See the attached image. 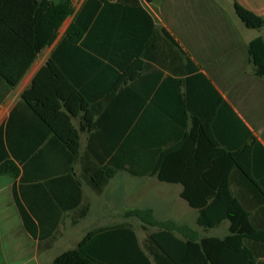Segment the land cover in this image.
Segmentation results:
<instances>
[{"label": "crops", "instance_id": "crops-1", "mask_svg": "<svg viewBox=\"0 0 264 264\" xmlns=\"http://www.w3.org/2000/svg\"><path fill=\"white\" fill-rule=\"evenodd\" d=\"M71 2L74 13L64 21L54 42L37 55L18 85L0 101V148H4L0 160L6 148H47L26 166L23 180L0 175L1 216L11 215L16 230L31 241L28 247L19 246L8 237L5 256L23 263L52 264L58 255L74 249L87 232L119 224H97L67 249L55 241L65 218L77 227L89 217L91 208L84 188L100 194L117 174L97 193L83 171L87 163L78 160L70 164L63 146L52 135L33 147L35 138L45 132L22 102L21 94L51 61L50 72L43 75L41 83L48 90L78 89L85 102L97 108L93 122L100 123L96 129L80 132L81 156L86 148H103V139L113 131L123 138L121 143L139 134L150 140L147 148H177V169L187 183L224 184L226 197L236 203L241 217L237 228L244 236L240 247L248 256L231 258L229 263L264 264V77L255 75L248 52L253 40L264 41V23L260 29L247 28L234 10L237 3L264 19V0L102 3L93 20L116 19L112 81L105 79V58L99 49L60 48L86 0ZM95 39L102 42L104 36ZM72 123L78 128L79 119ZM59 165L63 171L52 175L51 168L54 173ZM39 176L51 178L49 184ZM136 178L156 184L145 181L155 178L177 187V198L187 206L180 204L175 217L166 220L188 226L200 237L222 239L230 233L229 219L212 228L197 224L198 211L181 197V183L160 182L153 176ZM193 192L194 198L202 197L199 191ZM18 202L36 226L35 236L26 228ZM123 222L130 225L143 246L145 239L140 241L127 219ZM55 247L63 251L48 259V252Z\"/></svg>", "mask_w": 264, "mask_h": 264}, {"label": "trees", "instance_id": "trees-1", "mask_svg": "<svg viewBox=\"0 0 264 264\" xmlns=\"http://www.w3.org/2000/svg\"><path fill=\"white\" fill-rule=\"evenodd\" d=\"M102 3L108 4V0H86L82 10L75 14L60 48L91 49L94 52L99 49L98 53L105 58V79L112 81L116 67V19L93 20ZM234 10L247 28L260 29L263 26L262 17L239 4H234ZM73 13L71 0L56 3L49 0H0V101L18 85L37 55L54 42L60 27ZM101 35L104 41L97 42L95 37ZM248 52L255 75L264 77V41L261 38L253 40ZM50 66L51 61H48L31 86L21 94L22 102L45 132L35 138L33 147L42 145L46 137L52 135L63 146L61 150L70 164L78 160L83 165L87 163L88 168L83 171L88 174L89 184L97 193L120 171L136 177L153 176L160 182L181 183V197L198 211L199 226L212 228L224 219L231 222L230 233L222 239L200 237L190 227L174 220L156 219L151 208L127 210L122 215L124 219H137L143 230L156 228L147 234L143 246L130 225L122 222L87 232L74 249L58 255L52 264H233L229 263L231 258L248 256L240 247L244 236L237 225L241 217L236 203L226 197L224 184L195 186L187 183L184 174L177 169L180 161L177 148H147L150 140L139 134L121 143L123 138L113 131V135L103 139V148H86L81 156L80 132L96 129L100 123L99 120L93 122L97 108L85 102L78 89L73 88L70 92L68 89L48 90L41 78L50 72ZM73 119H79L78 128L73 125ZM46 149L6 148L0 160V175L23 180L26 166ZM61 171L60 165L54 173L51 168L52 175ZM43 177L38 179L49 184L51 178L46 180ZM194 190L199 191L198 196L204 199L194 198ZM17 204L26 228L35 236L36 226L30 223V217L25 215L19 202ZM36 219L40 218L36 216Z\"/></svg>", "mask_w": 264, "mask_h": 264}, {"label": "rangeland", "instance_id": "rangeland-1", "mask_svg": "<svg viewBox=\"0 0 264 264\" xmlns=\"http://www.w3.org/2000/svg\"><path fill=\"white\" fill-rule=\"evenodd\" d=\"M148 180H154L156 184H152L153 181L146 184L143 180L122 171L110 180L100 194H95L85 187V198L89 201L91 208L89 217L80 222L77 227L70 224V218H65L56 234L55 241L62 246V249L73 247L78 239L97 224L123 222L122 215L127 210L150 207L154 210L156 219L164 221L175 217L180 204L187 206L185 202L177 198L175 185L159 183L155 178L145 179V181ZM165 192L170 193L166 195ZM2 205L7 207L6 203ZM127 221L136 229L140 241H143L149 232L156 230V228H149L148 231H143L140 228L141 223L134 218H128ZM22 236L16 230L13 217L9 214L7 217H2L0 212V264H33L5 256L8 237L13 239L12 243H19V246L24 244L28 247L30 245V239L27 237L24 239ZM62 251L55 247L48 252L47 257L50 259Z\"/></svg>", "mask_w": 264, "mask_h": 264}]
</instances>
